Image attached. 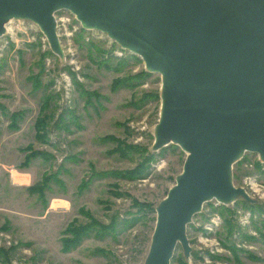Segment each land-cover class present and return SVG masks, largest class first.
Instances as JSON below:
<instances>
[{
    "label": "rangeland",
    "instance_id": "rangeland-1",
    "mask_svg": "<svg viewBox=\"0 0 264 264\" xmlns=\"http://www.w3.org/2000/svg\"><path fill=\"white\" fill-rule=\"evenodd\" d=\"M53 19L59 55L28 20L0 37V264H143L185 157L152 149L160 76L67 11ZM237 161L253 203L204 202L169 264H264V164Z\"/></svg>",
    "mask_w": 264,
    "mask_h": 264
},
{
    "label": "water",
    "instance_id": "water-1",
    "mask_svg": "<svg viewBox=\"0 0 264 264\" xmlns=\"http://www.w3.org/2000/svg\"><path fill=\"white\" fill-rule=\"evenodd\" d=\"M58 11L160 76L152 149L173 144L185 157L143 264H169L177 245L188 255L185 229L204 202L253 203L231 167L245 152L264 164V0H0V37L9 20H28L59 55Z\"/></svg>",
    "mask_w": 264,
    "mask_h": 264
},
{
    "label": "built area",
    "instance_id": "built-area-1",
    "mask_svg": "<svg viewBox=\"0 0 264 264\" xmlns=\"http://www.w3.org/2000/svg\"><path fill=\"white\" fill-rule=\"evenodd\" d=\"M13 20H16V19H11V20H9V22H8L6 25H4V32H5V33H8V32H10V31H11V30H10V29H11V27H12V26H11V25H12V24H11V21H13ZM31 23H32V22H31ZM6 28H8V29H9V31H5V30H6ZM117 54H118V55H120V54H121V52H118Z\"/></svg>",
    "mask_w": 264,
    "mask_h": 264
},
{
    "label": "trees",
    "instance_id": "trees-1",
    "mask_svg": "<svg viewBox=\"0 0 264 264\" xmlns=\"http://www.w3.org/2000/svg\"><path fill=\"white\" fill-rule=\"evenodd\" d=\"M130 56H133V55H130ZM125 59L127 58L126 56L124 57ZM146 74H148L147 72H146ZM239 161H236V163L235 164H237ZM245 203V202H244ZM246 204V203H245ZM247 206L248 207H250V209L251 210H254V211H257L258 209H259V206H257V205H251V204H247Z\"/></svg>",
    "mask_w": 264,
    "mask_h": 264
},
{
    "label": "bare ground",
    "instance_id": "bare-ground-1",
    "mask_svg": "<svg viewBox=\"0 0 264 264\" xmlns=\"http://www.w3.org/2000/svg\"><path fill=\"white\" fill-rule=\"evenodd\" d=\"M5 31H9V29L8 28H6V30ZM59 43V42H58Z\"/></svg>",
    "mask_w": 264,
    "mask_h": 264
}]
</instances>
